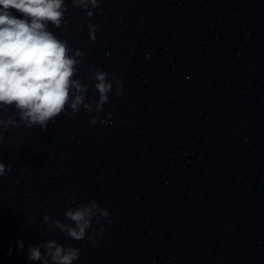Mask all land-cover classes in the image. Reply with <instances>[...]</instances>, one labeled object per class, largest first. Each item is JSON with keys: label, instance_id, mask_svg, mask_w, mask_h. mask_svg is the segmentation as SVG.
<instances>
[{"label": "clouds", "instance_id": "obj_1", "mask_svg": "<svg viewBox=\"0 0 264 264\" xmlns=\"http://www.w3.org/2000/svg\"><path fill=\"white\" fill-rule=\"evenodd\" d=\"M100 3L101 0H71L73 7L81 9H87L89 5L95 9ZM10 9L21 13L23 18L15 16ZM67 10L65 0H0V106L14 105L26 127L46 129L61 114L71 117L81 106L92 110L85 102L88 85L74 78L81 64L76 57L85 54L77 49L74 55H70L73 50L68 42L57 38L44 23L50 21L55 27H61L66 23L64 14ZM86 15L92 17L94 13L87 11ZM88 28L90 39L95 40L97 27L89 24ZM88 71L92 73L89 79L96 81L94 88L99 94L97 110H102L109 101L108 93L112 89V83L107 80L109 74L95 67H90ZM116 82V95L120 96L124 85L120 79ZM96 123V118L91 117L90 124ZM0 125L6 131L8 125L15 126L16 121L11 118L0 120ZM2 142L3 136L0 135ZM10 169V164L6 167L0 161V177ZM63 215L73 223L65 225L58 219L50 220L48 214L43 216V220L50 228H59L66 237L81 241L86 238L89 229L96 233L94 220L98 223L101 217L108 219L110 213L90 200L75 208H67ZM105 231L103 227L100 229L101 234ZM87 238L96 243L94 235ZM18 244L23 247L22 242ZM41 247L46 248L53 264H73L80 256V249L64 247L52 241L30 247L28 258L42 260ZM43 264H48V260L43 259Z\"/></svg>", "mask_w": 264, "mask_h": 264}]
</instances>
